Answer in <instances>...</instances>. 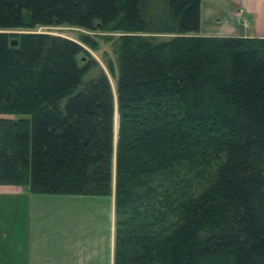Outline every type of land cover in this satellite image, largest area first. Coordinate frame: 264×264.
Wrapping results in <instances>:
<instances>
[{
  "label": "trees",
  "instance_id": "trees-1",
  "mask_svg": "<svg viewBox=\"0 0 264 264\" xmlns=\"http://www.w3.org/2000/svg\"><path fill=\"white\" fill-rule=\"evenodd\" d=\"M64 25L120 33L115 92L81 43L9 31ZM200 27L201 0H0V185L114 192L115 264H264V37Z\"/></svg>",
  "mask_w": 264,
  "mask_h": 264
},
{
  "label": "crops",
  "instance_id": "crops-1",
  "mask_svg": "<svg viewBox=\"0 0 264 264\" xmlns=\"http://www.w3.org/2000/svg\"><path fill=\"white\" fill-rule=\"evenodd\" d=\"M198 34L264 37V0H201V27ZM2 118L13 117L0 114V120ZM36 195L44 194H32L28 185H0V226L5 224L3 238L7 245L13 246L19 252L24 250V247L35 250L42 255L40 258L46 263V259L51 261L54 254V248L50 246L54 237H46L47 215L43 210L46 199ZM111 197L107 248H98L95 240L75 242L69 233L65 232L62 239L66 243L62 248L64 252L72 253L73 258L66 256L67 260L60 264H115V194ZM22 202L27 203L25 213L20 210ZM51 219L55 221L56 215H51L48 221ZM56 241L57 238L54 243Z\"/></svg>",
  "mask_w": 264,
  "mask_h": 264
},
{
  "label": "rangeland",
  "instance_id": "rangeland-1",
  "mask_svg": "<svg viewBox=\"0 0 264 264\" xmlns=\"http://www.w3.org/2000/svg\"><path fill=\"white\" fill-rule=\"evenodd\" d=\"M10 32H41L49 33L57 36L69 38L81 43L87 52L81 54L85 57V62H91L94 68L86 75L85 80L95 78L101 70H103L111 83L112 90H116L118 78L117 56L115 54V41L120 36L119 32H105L100 29L87 30L77 26H51L38 27L34 30L13 29ZM81 35H89L93 38L98 47L96 49L84 44L80 40ZM107 37L109 39H107ZM160 39L167 38L166 35H160ZM114 65L115 76L112 75L109 66ZM16 117V116H11ZM114 193V192H113ZM44 196L46 202L43 210L47 215L46 219V234L53 236L50 241V246L54 248V254L51 261L46 263L42 260V255L35 250H29L24 247V250L16 251L13 246L7 245L4 236L5 224L0 226V264H48L49 262L60 264L67 260L66 256L73 258L72 253L64 252L62 246L65 245V240L62 239L63 233L68 232L73 241H94L96 246L101 249H106L108 246L109 236V221L108 213L111 202V195H53L44 194L36 195ZM52 200V201H49ZM22 213L27 212V203H20ZM51 215H56L55 221L49 220ZM57 238L56 243H54ZM49 240V239H48ZM49 246V243H48ZM21 249V248H20ZM60 250V251H59ZM59 251V252H58ZM58 252V253H57ZM48 262V263H47Z\"/></svg>",
  "mask_w": 264,
  "mask_h": 264
},
{
  "label": "water",
  "instance_id": "water-1",
  "mask_svg": "<svg viewBox=\"0 0 264 264\" xmlns=\"http://www.w3.org/2000/svg\"><path fill=\"white\" fill-rule=\"evenodd\" d=\"M18 33V32H17ZM19 44V40L18 39H12L11 40V45L13 46H18ZM85 57H81V61L82 62H85ZM114 95V93H113ZM118 98V95L116 96V105H115V108H116V113H115V147H116V144H117V138H118V123H119V116H118V102H117V99ZM114 101H115V96H114ZM114 190H115V182H114Z\"/></svg>",
  "mask_w": 264,
  "mask_h": 264
}]
</instances>
